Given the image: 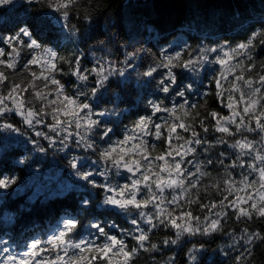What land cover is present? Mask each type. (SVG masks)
Masks as SVG:
<instances>
[{
  "label": "trees",
  "instance_id": "trees-1",
  "mask_svg": "<svg viewBox=\"0 0 264 264\" xmlns=\"http://www.w3.org/2000/svg\"><path fill=\"white\" fill-rule=\"evenodd\" d=\"M68 13V19L65 20L60 12L49 7V0H13L10 5H0V48L5 53H11L15 46L19 51L17 68L6 69L8 81L0 88V93L7 95L12 82L31 81L32 72L39 76L42 70L40 65H30L28 70L22 67L33 55H42L40 49L31 50L26 47L30 43L28 37L20 35L19 41L13 40L12 45L4 42L18 36L20 30L26 28L32 34L31 39H36L42 49L50 48L63 58L54 61L59 71H53L51 75L65 86L66 95L75 98L78 92L84 93L79 99L92 105L91 118L100 122L98 127L87 133L95 142L94 149L77 147L75 138H70L71 147L60 150L59 143L49 145L43 137L35 135V131H49L44 124L37 125L35 130L31 129L13 112L5 113L0 118V123H10L20 129V133H17L0 128V179L15 180L9 187L0 189V258L8 255L22 256L30 250L29 246L34 241H40L45 249L42 254L45 259L54 258L57 254L64 255L63 251L52 248L47 241L64 230L68 219H73L76 227L69 233L68 239L76 243L84 242L81 250L85 260L81 264H89L92 256L103 257L102 253L89 252L85 245L99 247L109 243L110 236L123 241L126 250L136 247L137 242L133 237L138 234L135 231L137 227L148 232L146 247L151 244L157 247L152 251L140 249L134 264H237L236 257L241 253H244V259L239 264H264V242L257 240L246 243L244 239L246 228L249 232L264 234V219L257 216L238 219L233 209H227L229 215L221 218V231L211 235L184 233L177 244H166L165 240L177 238L176 230L165 226L151 228L139 216L140 211L154 213L155 209L151 205L143 209L132 206L120 209L104 204L106 193L100 187L81 180L70 168V161L76 158L81 172L94 174L92 179L96 185L116 187L130 183L132 176L123 172L122 166L114 167L111 159H101L100 153L116 145L118 152L121 148L133 149L124 157L126 161L139 160L141 155L134 146H138L141 141L153 159L172 149L181 148L183 151L181 146L185 139H191V131L177 129L182 139L172 137L170 149L167 129H163L165 136L157 139L154 127L150 126V134H144L135 129V124L140 117L152 115L151 103H161L166 108L176 106L179 109V105L187 101L189 117H184L183 111L178 110L176 118L179 119L165 112L157 113L152 118L153 124L164 123L165 120L169 124L187 122L202 141H207L194 145L197 151L185 157L193 163H185L184 168L195 172V163L199 162L202 170L209 174L201 179L197 190L199 195L193 192L192 198L208 204L228 195L223 191L222 181L229 173L237 181V191L231 195L233 200L237 195L254 194V188H246L239 181L246 175L255 181L258 175L247 167L239 166L238 150L229 145L242 135L259 141V135L255 132L239 133L234 137L222 134L215 130L216 120L209 115L213 111L220 116L231 115L226 107L227 89L229 81H234L235 76L227 74L229 78L222 80L225 96L218 97L219 89L215 82L220 78L221 66L214 62L217 54H209V63L194 64L190 69L173 68L177 83L172 85L175 91L171 95L164 93L159 86V81L167 75V69L158 68L153 77H145L143 73L159 65L165 56H174L176 52H181L182 63L190 58L195 60L206 49L222 48L226 44L235 47L255 34L256 39L249 53L255 65L254 70L251 75L241 73L239 68L234 71L246 75L248 79L264 75V67H261L264 65V44H261V40H264V0H76ZM133 53L131 56L126 55ZM2 58L9 59L7 55ZM74 58H78L80 67L86 70L89 76L87 81H80L69 74L70 68L75 65ZM237 59L242 66H248L249 57ZM98 64L106 69H123L124 74H111L93 96L91 89L96 74L87 70ZM3 67L0 65V68ZM35 84L38 89L44 88L43 79H37ZM24 87L27 89L29 85L25 84ZM55 87L48 81L44 91L49 99L63 101V95L57 98ZM177 91H183L184 96H177ZM34 95V92L25 91L18 94V97L32 101L27 107H45L46 102L34 100ZM233 95L238 97L239 93ZM8 103L11 106V101ZM242 108L243 105H238L237 110L242 111ZM46 111L50 113L51 108L47 107ZM197 113L199 116L193 120L192 117ZM201 119L205 121L207 132L200 126ZM43 120L45 124L53 123L50 114L43 116ZM101 130H111L109 137L102 139ZM71 131H76L74 126ZM80 131L83 133L84 129ZM127 136L132 139L117 145L118 141H123ZM220 138L225 143H217ZM33 141L45 151H39ZM209 159L214 163L208 164ZM240 159L252 162L249 157ZM233 162H237L234 168L230 167ZM156 163L162 164L164 161ZM213 183L220 185V191L210 188ZM205 186H209L210 190L205 191ZM172 194L173 190H165L167 199H171ZM138 198L143 199L144 196L138 194ZM85 200L87 204L83 203ZM181 205H184L183 200ZM184 210L201 218L206 214V210L197 204L184 206ZM174 215H181V210L177 208ZM133 219L138 221V225L132 224ZM97 226L102 227L105 234H101ZM81 250L69 247L68 256L78 254ZM109 261L111 264H123L124 257L115 249L114 253L108 254L107 259L92 260L91 264H109Z\"/></svg>",
  "mask_w": 264,
  "mask_h": 264
},
{
  "label": "snow or ice",
  "instance_id": "snow-or-ice-1",
  "mask_svg": "<svg viewBox=\"0 0 264 264\" xmlns=\"http://www.w3.org/2000/svg\"><path fill=\"white\" fill-rule=\"evenodd\" d=\"M32 2V0H29ZM13 0H0V5H10ZM76 3V0H49V7L54 8L56 11L60 12L62 17L67 20L69 13L68 9ZM85 19H88L85 16ZM20 35L28 37L30 43L26 44V47L31 50L40 49L42 52L41 56L33 55L26 64L22 67L25 70L29 69L30 65H40L41 72L37 76L36 72H32L31 81L23 80L20 83L12 82L11 87L7 95L0 93V118L4 117L5 113L13 112L19 115L23 122L28 125L29 128L34 129L37 125L44 124L48 128V132L35 131V135L43 137L49 142V145H55L59 143L61 145L60 150L69 149L71 144L69 143L70 138H75V144L77 147H84L86 149H94L96 147L95 142L91 140L87 133L90 132L94 127H98V121L92 119V105L90 103H85L79 99L84 93L78 92L77 96L73 98L64 93L65 86L61 82L51 75L53 71H59L57 68L55 60H62L63 58L58 55V53L50 48H41V45L36 39H31L32 34L26 29L22 28L20 34L16 37L9 38L4 41L5 43L12 45L13 40L19 41ZM256 39L255 34L246 40L245 42L238 43L235 47L230 45H225L222 48H210L202 51V54L198 56L195 60L188 59L181 63V52H176L174 56L168 55L164 57L156 67H150L147 71L143 73L145 77H153L154 73L158 72V68L163 67L167 69L166 77L159 81L160 89L169 95L175 89L172 85L177 83V77L173 73L172 69L175 67H183L190 69L192 65L198 63H209V54H217L215 63L221 66L220 78L216 80V87L219 89L217 96L223 98L225 96L224 84L222 80L228 79L227 74H232L235 76V80L229 81V87L227 89V105L226 107L231 111L230 116H220L217 112L213 111L209 113L211 117L216 120L215 130L226 134L230 137H234L235 134L239 133H257L260 139L259 141L255 139H249L247 136H241L240 139H235L233 143L229 146L233 149L238 150L237 161L240 167H247L253 173L258 175V180H250L249 176H244L239 183L245 185L246 188H254V194H246L245 196H236L233 200L231 195L237 191L236 184L237 181L231 178L229 173L227 178L222 181L224 188L223 191L227 192L228 195H224L222 199L217 202H209L208 204H202L199 199L192 198V193L196 192L201 185V179L209 174L202 170L201 164L199 162L195 163V172L190 169L183 167L185 163L191 164L192 160H186L185 157L189 154H193L197 151L194 145H200L202 143H207V141H202L196 131L193 129L191 124L187 122L177 123L172 122L169 124L167 120L164 123L153 124V116L160 112L168 113L170 117L176 118V112L178 110L183 111L184 117H189V108L186 107L187 101L179 105V109L176 106L171 108L162 107L161 103H151L150 108L152 115L140 117L135 124V129L141 131L144 134H150V126L154 127L155 136L157 139H161L165 136L163 129H167V137L169 138V148L172 149L171 138L176 137L177 139H182L177 132V129H182L185 132L191 131V139H185L184 145L181 148L172 149L164 154L157 155L153 159L146 151V145L143 141L138 146H134L136 151L140 153L141 158L139 160L126 161L124 157L133 151L132 148H121L117 151V146H109L105 148L101 153V159L108 160L111 159L114 167H123L129 173L133 174L130 183H126L123 186L112 187L109 185H96L95 181L92 179V172H81L78 166L76 158L70 161V168L74 170V175L79 177L81 180L92 184L94 187H100L105 193V198L103 200L104 204L118 207L120 209H128L130 206L137 209H143L149 205L155 209V212H145L140 211L139 216L143 219L146 225L155 228L158 226L171 227L176 230V239L165 240L164 243L177 244L180 236L184 233L190 235H195L197 233L201 235H211L214 232L221 231L222 219L226 218L229 213L227 209H233L235 216L239 219L241 217L252 219L253 216H257L264 219V75H259L257 79H248L244 74H238L234 70L239 68L241 73H247L251 75L255 68L249 53L253 47V41ZM261 44H264V40H261ZM8 56L9 59L5 60L2 57ZM128 56L133 54H126ZM19 56L18 49L13 46L11 53H5L3 48H0V88H3L6 81H8V75L6 74V69H16L17 68V57ZM238 57H249L248 66H242ZM75 65L70 68L69 74L75 76L80 81H87L89 79L86 70L80 67V62L78 58H74ZM129 64L131 61L129 60ZM264 67V65H261ZM96 74L95 84L91 89V94L95 96L101 87L104 86L105 82L109 80V76L115 72H119L120 75L124 74L123 69L116 68H104L99 64L92 69L87 70ZM47 73V74H46ZM37 79L44 80V88L38 89L35 81ZM48 81L51 82L55 87V92L57 98L63 95V101L51 100L49 99L47 93L44 89L48 87ZM25 84L29 87L26 89ZM25 91L34 92V100H39L41 102H46L45 107L37 106L35 109L27 107V104H31V100L20 99L18 94ZM234 93H239L238 97H234ZM177 96L183 97V91H177ZM11 101V106L9 105ZM238 105H243L242 111L237 110ZM50 107L51 112H47L46 108ZM195 108L196 106H190ZM79 109L80 111H77ZM61 113H63V118H61ZM51 115L53 123L45 124L43 116ZM101 115H103L101 113ZM197 113L193 120L198 117ZM179 119V118H176ZM254 121V123H253ZM200 126L204 128L207 132L208 129L204 127L205 121L201 119L199 121ZM75 127L76 131H71L72 127ZM234 126V127H233ZM0 128L10 129L12 132L20 133V129L15 127L10 123H0ZM84 129L82 133L80 129ZM101 138L109 137L111 130H101ZM51 133L52 135H50ZM23 135V133H21ZM131 136L125 137L123 141H118L117 145H123L131 140ZM217 143H225L223 138L217 140ZM33 144L38 143L33 141ZM259 145V147H258ZM154 150V149H153ZM206 151L208 149H205ZM39 151L44 152L43 147H39ZM115 154V155H114ZM225 155V153H221ZM119 157V158H117ZM172 158L171 160L169 158ZM178 157V158H177ZM241 157L251 158V163L247 160L240 159ZM157 161H164L162 164L156 163ZM258 162V163H257ZM214 161L208 160V164H212ZM223 164V161H220ZM237 162H233L230 167H236ZM159 169L156 171L155 169ZM166 173L167 175H162ZM105 173H101L104 175ZM15 180L13 178L0 179V189L9 187ZM258 185V186H257ZM154 186V187H153ZM211 189H216L220 191V185L211 184ZM209 186H205L204 190L209 191ZM166 189L173 190L171 199H167L164 195ZM191 190V191H190ZM243 191V189H241ZM146 192V195H145ZM138 194L144 196L143 199L138 198ZM181 200L184 201V205H181ZM87 204L88 201H83ZM192 204L199 205L202 209L206 210V214L201 218L195 216L193 212L184 210V206H190ZM171 205V208L168 206ZM181 210V215L175 216L174 213L176 209ZM219 208V211L216 209ZM203 220V223H201ZM155 221V222H154ZM183 221L184 223H181ZM133 225H138V221L133 219ZM76 227V222L73 219H68L65 222L64 230H61L58 234L51 236L47 241L52 248L63 251L64 255L57 254L54 258L43 257V252L45 249L41 246L40 241H34L30 246V250L23 253L22 256H11L0 258L2 259V264H81L85 260L83 251L81 250L84 242L79 243L73 242L68 239V235ZM98 227L101 234H105L102 227ZM135 231L138 233L133 238L137 242V246L126 250V246L123 241L117 239L116 236L108 237L109 243L97 247L96 245H85L89 252L102 253L101 256H92L89 258V264L92 260H99L101 258L107 259L110 252L119 250V254L124 257L123 264H134V258L140 249L144 251H152L156 249L155 244H151L150 247H146L145 242L149 240L148 232L144 229L137 227ZM244 239L246 243H252L254 241L264 242V234L260 232H249L246 228L244 230ZM67 245V247H65ZM115 246V248H114ZM74 248L79 251L78 254H73L68 256V248ZM39 249V251H37ZM52 249H48L51 251ZM245 251H249L245 249ZM250 254V252H249ZM244 259V253L236 257L237 264L239 261ZM111 264V261H109ZM172 264V262H169Z\"/></svg>",
  "mask_w": 264,
  "mask_h": 264
},
{
  "label": "water",
  "instance_id": "water-1",
  "mask_svg": "<svg viewBox=\"0 0 264 264\" xmlns=\"http://www.w3.org/2000/svg\"><path fill=\"white\" fill-rule=\"evenodd\" d=\"M122 171L125 172V173L128 174V175H131V176L133 175V174L129 173V172H128L125 168H123V167H122Z\"/></svg>",
  "mask_w": 264,
  "mask_h": 264
},
{
  "label": "rangeland",
  "instance_id": "rangeland-1",
  "mask_svg": "<svg viewBox=\"0 0 264 264\" xmlns=\"http://www.w3.org/2000/svg\"><path fill=\"white\" fill-rule=\"evenodd\" d=\"M56 234H58V232ZM65 246H67V245H65ZM1 264H2V262H1Z\"/></svg>",
  "mask_w": 264,
  "mask_h": 264
},
{
  "label": "bare ground",
  "instance_id": "bare-ground-1",
  "mask_svg": "<svg viewBox=\"0 0 264 264\" xmlns=\"http://www.w3.org/2000/svg\"><path fill=\"white\" fill-rule=\"evenodd\" d=\"M125 221V220H124Z\"/></svg>",
  "mask_w": 264,
  "mask_h": 264
}]
</instances>
